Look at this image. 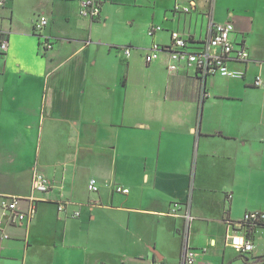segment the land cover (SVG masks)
<instances>
[{"label": "crops", "instance_id": "crops-1", "mask_svg": "<svg viewBox=\"0 0 264 264\" xmlns=\"http://www.w3.org/2000/svg\"><path fill=\"white\" fill-rule=\"evenodd\" d=\"M4 1L0 198L36 214L20 222L0 205V264H183L186 247L196 264H264V226L249 254L228 241L233 222L264 213V0H99L95 20L79 0ZM226 21L249 51L228 64L242 75L171 70L168 51L146 62L173 31L200 51Z\"/></svg>", "mask_w": 264, "mask_h": 264}, {"label": "built area", "instance_id": "built-area-1", "mask_svg": "<svg viewBox=\"0 0 264 264\" xmlns=\"http://www.w3.org/2000/svg\"><path fill=\"white\" fill-rule=\"evenodd\" d=\"M5 1L0 0V6L4 5ZM80 14L83 17L95 20L101 15V2L99 0H79ZM180 7L178 6L177 9ZM189 7H185L184 11H189ZM48 24V18L44 15L40 16L35 22V29L41 31ZM234 24L232 21L212 23L209 31V38L204 43L200 51L189 50V39L185 38L179 31H173L172 44L170 46L161 47L154 44L150 51L146 54L145 59L147 63H151L158 59L161 51H168L171 57V70H177L181 63L187 65H194L199 73L206 77L210 74H221L223 76L236 77L242 75L241 72L233 70L229 67V62H242L249 60V51L246 47L236 44L233 39ZM161 26L151 27L149 33L154 34L155 31L161 30ZM46 48H52V43L48 40L45 43ZM8 42L3 41L1 49L6 50ZM124 53L129 56L131 54L130 47H122ZM262 83V78L257 75L254 84L259 86ZM51 188L50 180L40 172H35L33 176V190L36 192L46 194ZM89 190L98 192L99 186L95 180L89 183ZM115 190L119 193L128 194L130 189L128 187L117 185ZM22 198L11 197L3 195L0 198V205L5 211L11 213L16 221H30L36 214V206L32 204L28 210H23L19 207V202ZM67 202H59L58 210L64 212ZM80 212L76 211L72 216H79ZM253 221H263L264 213L249 212L245 215L244 219L237 224L233 222L234 231L228 235V241L232 248L239 254L245 255L253 252L255 248L254 239L249 238L245 226H250ZM236 226L239 232L236 231ZM195 251L186 247L183 255V264H196ZM152 264H165L162 261L156 260Z\"/></svg>", "mask_w": 264, "mask_h": 264}, {"label": "trees", "instance_id": "trees-1", "mask_svg": "<svg viewBox=\"0 0 264 264\" xmlns=\"http://www.w3.org/2000/svg\"><path fill=\"white\" fill-rule=\"evenodd\" d=\"M263 226H264L263 221H253L251 222L250 226H245V229H247L248 237L254 239L256 230Z\"/></svg>", "mask_w": 264, "mask_h": 264}]
</instances>
